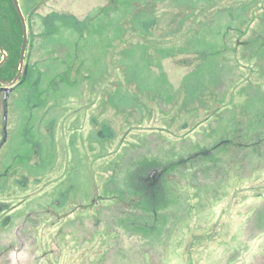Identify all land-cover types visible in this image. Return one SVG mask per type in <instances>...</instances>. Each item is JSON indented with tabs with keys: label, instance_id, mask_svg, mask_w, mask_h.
<instances>
[{
	"label": "rangeland",
	"instance_id": "374dc122",
	"mask_svg": "<svg viewBox=\"0 0 264 264\" xmlns=\"http://www.w3.org/2000/svg\"><path fill=\"white\" fill-rule=\"evenodd\" d=\"M19 5L0 264H264V0Z\"/></svg>",
	"mask_w": 264,
	"mask_h": 264
},
{
	"label": "trees",
	"instance_id": "16d2710c",
	"mask_svg": "<svg viewBox=\"0 0 264 264\" xmlns=\"http://www.w3.org/2000/svg\"><path fill=\"white\" fill-rule=\"evenodd\" d=\"M22 23L12 0H0V46L7 52L0 66V77L12 80L19 64ZM1 59V53H0Z\"/></svg>",
	"mask_w": 264,
	"mask_h": 264
},
{
	"label": "water",
	"instance_id": "95a60500",
	"mask_svg": "<svg viewBox=\"0 0 264 264\" xmlns=\"http://www.w3.org/2000/svg\"><path fill=\"white\" fill-rule=\"evenodd\" d=\"M14 7L20 17L21 23H22V42L20 46V56H19V64L17 68V72L15 76L12 78L10 81H6L0 77V86L2 87L3 91V99L6 100L7 98V93L8 90L11 86H13L21 77L22 70L24 67V61H25V50L27 47V42H28V27H27V22L26 19L23 15V12L21 10V7L19 5V0H12ZM0 53H1V59H0V66L4 63L6 57H7V52L0 46Z\"/></svg>",
	"mask_w": 264,
	"mask_h": 264
},
{
	"label": "crops",
	"instance_id": "0c3cea01",
	"mask_svg": "<svg viewBox=\"0 0 264 264\" xmlns=\"http://www.w3.org/2000/svg\"><path fill=\"white\" fill-rule=\"evenodd\" d=\"M28 43V42H27Z\"/></svg>",
	"mask_w": 264,
	"mask_h": 264
}]
</instances>
